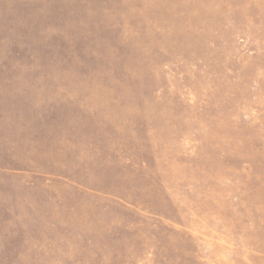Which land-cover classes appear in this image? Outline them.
Segmentation results:
<instances>
[{"label":"rangeland","instance_id":"rangeland-1","mask_svg":"<svg viewBox=\"0 0 264 264\" xmlns=\"http://www.w3.org/2000/svg\"><path fill=\"white\" fill-rule=\"evenodd\" d=\"M0 264H264V0H0Z\"/></svg>","mask_w":264,"mask_h":264}]
</instances>
